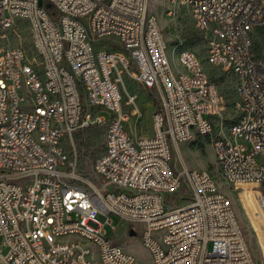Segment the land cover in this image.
Listing matches in <instances>:
<instances>
[{
    "label": "built area",
    "instance_id": "1",
    "mask_svg": "<svg viewBox=\"0 0 264 264\" xmlns=\"http://www.w3.org/2000/svg\"><path fill=\"white\" fill-rule=\"evenodd\" d=\"M171 2L202 34L208 63L234 75L231 121L195 53L175 54L188 73L172 66L149 0H0V257L6 264H94L96 258L136 264L105 236V225L115 229L111 216L129 231L142 226L141 243L154 264H258L212 173L180 167L171 149L210 139L223 178L257 186L264 247V0ZM20 23L37 69L22 48L8 44ZM125 79L159 91L150 137L134 139L127 131L128 108L142 113ZM92 128L105 129L95 180L79 171L75 145Z\"/></svg>",
    "mask_w": 264,
    "mask_h": 264
},
{
    "label": "rangeland",
    "instance_id": "2",
    "mask_svg": "<svg viewBox=\"0 0 264 264\" xmlns=\"http://www.w3.org/2000/svg\"><path fill=\"white\" fill-rule=\"evenodd\" d=\"M150 14L154 15L162 29L165 40L168 45V58L177 71L188 73L182 68L179 61L180 55L184 51L195 53L201 61L209 79L218 87L221 95L226 102L225 117L230 120L234 116V105L236 101V80L233 74L224 72L210 65L207 61L206 46L202 39L194 43L190 38L198 35V30L190 20L183 7L175 6L171 0H149ZM19 31L12 33L8 44L20 47L28 57V64L37 69L39 59L32 45V40L26 25L19 24ZM125 85L128 93L137 96V106L142 115L135 114V107H129L127 113L130 116L126 124L128 133L134 138L150 137L154 133L153 114L160 107L159 91H150L133 80L125 79ZM126 99V96H125ZM157 102V104H156ZM127 110V109H126ZM107 119L110 113H103ZM81 137V138H80ZM75 145L80 156L79 171L88 176L90 180H95L93 174V162L103 154L105 149L104 130H95L94 133L79 136L75 140ZM172 156L178 159V164L187 166L190 169H207L215 178L219 190L225 194L236 211L239 222L244 230L249 247L258 264H264V247L262 241V223L256 218L262 219L258 211L259 205L255 199L259 190L255 185H245L236 187L228 183L222 176L215 162V155L210 139H200L194 144H180L179 151L172 146ZM99 220L103 223L106 217L100 216ZM115 229L110 225H105V236L110 238L113 243L124 247L133 254L137 260L136 264H154L153 257L149 250L141 243L142 226L138 225L135 229L137 235H129L130 225L119 217L111 216ZM132 228V227H130ZM1 245V241H0ZM7 251L3 249V254ZM0 264H6L0 257ZM94 264H101L96 258Z\"/></svg>",
    "mask_w": 264,
    "mask_h": 264
},
{
    "label": "trees",
    "instance_id": "3",
    "mask_svg": "<svg viewBox=\"0 0 264 264\" xmlns=\"http://www.w3.org/2000/svg\"><path fill=\"white\" fill-rule=\"evenodd\" d=\"M47 6V8L51 11V6L50 5H46ZM199 32V31H198ZM199 34L201 35V38L198 36V35H193L191 38H190V40H191V42L192 43H194V42H196V41H199L200 39H202L203 41H204V38H203V36H202V34L199 32ZM205 43V42H204ZM156 104H157V102H156ZM95 130H104V132H105V129H103V128H92V129H89V130H87V131H85V134H91V133H94L95 132ZM80 135H82V134H80ZM79 135V136H80ZM79 136L77 137L78 139H79ZM81 138V137H80ZM105 150V149H104ZM104 152V151H103Z\"/></svg>",
    "mask_w": 264,
    "mask_h": 264
},
{
    "label": "water",
    "instance_id": "4",
    "mask_svg": "<svg viewBox=\"0 0 264 264\" xmlns=\"http://www.w3.org/2000/svg\"><path fill=\"white\" fill-rule=\"evenodd\" d=\"M40 4L42 5V4H43V1H40ZM129 235H130L131 237H135V236L137 235V232H136L134 229H131V230L129 231Z\"/></svg>",
    "mask_w": 264,
    "mask_h": 264
},
{
    "label": "bare ground",
    "instance_id": "5",
    "mask_svg": "<svg viewBox=\"0 0 264 264\" xmlns=\"http://www.w3.org/2000/svg\"><path fill=\"white\" fill-rule=\"evenodd\" d=\"M183 68V67H182Z\"/></svg>",
    "mask_w": 264,
    "mask_h": 264
}]
</instances>
